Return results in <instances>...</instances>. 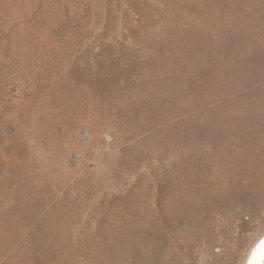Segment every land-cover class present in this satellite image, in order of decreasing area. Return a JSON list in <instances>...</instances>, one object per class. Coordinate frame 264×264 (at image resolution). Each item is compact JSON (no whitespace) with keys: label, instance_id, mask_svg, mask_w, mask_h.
<instances>
[{"label":"rangeland","instance_id":"rangeland-1","mask_svg":"<svg viewBox=\"0 0 264 264\" xmlns=\"http://www.w3.org/2000/svg\"><path fill=\"white\" fill-rule=\"evenodd\" d=\"M264 232V0H0V264H240Z\"/></svg>","mask_w":264,"mask_h":264},{"label":"clouds","instance_id":"clouds-1","mask_svg":"<svg viewBox=\"0 0 264 264\" xmlns=\"http://www.w3.org/2000/svg\"><path fill=\"white\" fill-rule=\"evenodd\" d=\"M240 264H264V235L242 254Z\"/></svg>","mask_w":264,"mask_h":264},{"label":"bare ground","instance_id":"bare-ground-1","mask_svg":"<svg viewBox=\"0 0 264 264\" xmlns=\"http://www.w3.org/2000/svg\"><path fill=\"white\" fill-rule=\"evenodd\" d=\"M261 235H264V232H263ZM259 238H260V236L257 238V240H256V241H258V240H259ZM256 241H255V242H256ZM255 242H254V243H255ZM252 246H253V245H252Z\"/></svg>","mask_w":264,"mask_h":264}]
</instances>
